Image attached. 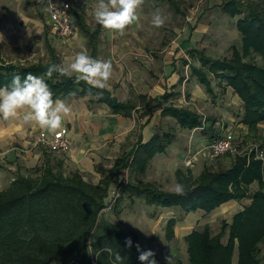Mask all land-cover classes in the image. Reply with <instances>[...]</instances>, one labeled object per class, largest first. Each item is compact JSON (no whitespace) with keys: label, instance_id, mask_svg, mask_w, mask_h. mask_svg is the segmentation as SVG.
<instances>
[{"label":"trees","instance_id":"16d2710c","mask_svg":"<svg viewBox=\"0 0 264 264\" xmlns=\"http://www.w3.org/2000/svg\"><path fill=\"white\" fill-rule=\"evenodd\" d=\"M158 1L167 3L174 14L183 16L175 2ZM221 6L227 15L236 18L241 46L234 47L230 57H204L195 52L203 67L193 65L191 72L208 95H216L213 76L225 95L232 94L241 102L239 114L248 126L247 138L259 139L262 150L264 131L260 132L258 125L264 122V0H223ZM79 26L82 30L86 28L82 19ZM83 33L89 44H96L98 33L89 34L88 30ZM254 57L261 61L257 62ZM50 64L53 63L31 66L1 63L0 86L9 84L15 74L23 78L31 72L46 80L54 98L70 94L95 96L98 101L108 103L114 113L128 116L131 106L119 103L108 90L90 88L83 82L77 84L74 78L56 73L49 78L46 72ZM170 96L166 92L156 99L153 107L159 103L164 105ZM163 114L177 119L180 128L192 130L202 126L200 113L188 107H165ZM214 122L211 120L212 125L205 127V132H212V139L218 136L211 127ZM171 137L170 133L155 134L147 143H140L134 158L136 167L144 170L154 155L166 151L173 140ZM45 152V159L33 169L34 174L18 175L7 188L0 190V264H112L114 257L104 251L105 247L113 253L120 252L123 264H141L136 248L137 243L140 245L137 234L100 218L114 197L112 186L118 185L120 174L129 165L127 155L117 159L112 169L100 171V181L91 184L78 171L66 175L63 162L52 152ZM225 156L231 157L229 161L205 167L197 177L190 169L177 170L174 174L177 182L186 190L183 196L163 190L155 183L121 182L114 207L126 197L142 199L150 207L179 208L185 212L203 210L209 214L229 200L248 197L250 186L257 183L250 204L233 215L231 222H222L217 233L212 234L206 226L186 234L184 240L186 264H232L236 251L239 264H262L258 253L259 245L264 242V159H258L254 151ZM175 225V219L170 218L165 230L169 241L175 237ZM128 237L133 241L131 248L125 246ZM176 264L183 262L177 259Z\"/></svg>","mask_w":264,"mask_h":264},{"label":"crops","instance_id":"0c3cea01","mask_svg":"<svg viewBox=\"0 0 264 264\" xmlns=\"http://www.w3.org/2000/svg\"><path fill=\"white\" fill-rule=\"evenodd\" d=\"M67 1L72 5L71 20L74 25V35L66 40H71V44L74 45L76 40L83 39L85 40V46L90 55L95 58L108 60L109 57L105 55V52L111 49L110 47L112 44L109 42L113 38H116L114 33L102 29L97 23L91 24L89 20L85 19V15L88 12V4L91 3V0ZM84 1L90 2L86 6L85 3H82ZM153 1L155 3V0ZM154 3L151 6L153 11L162 7L159 5V1ZM81 19L86 27L84 30L79 26V20ZM86 30H88L89 34L98 33L96 44H89L88 38L83 33ZM54 39L57 40V42L62 40L51 29V23L42 0H0V64L31 66L37 63H61L56 45L54 44L56 43ZM132 46L136 49L134 43ZM178 46L177 53L175 55L174 53L168 54L167 57L170 56V58L167 59L178 61V59L181 58L182 62L189 67L190 63H188V60H185L179 55L183 54L185 50L192 48V46L187 41H182ZM45 50L48 52L49 59L47 61L38 60L37 52H42V56H44ZM134 53L135 51L132 50L130 54ZM153 56L155 55L153 54ZM166 62L167 61H165V63ZM171 63H166L170 68L162 74V86L157 83L155 87L152 86L150 90L140 81V75L144 74L142 71H139L136 76L133 74L122 76L121 73L122 81L120 83L121 86H119V82L116 81L117 77H114L115 73L119 72L117 71L119 69L117 66H113V77L109 81L111 97L116 99L119 103H127L131 106V111L128 116L114 113L113 108H111L108 103L98 101L95 96H78L76 94H70L61 98L72 108L71 114L65 118L62 126V128L66 127L68 129V137L71 139L72 147L69 153L59 154L48 151L43 144H37L36 137L40 132H45L47 134L52 133L47 129H42L38 124L34 122L24 123L22 118L4 120L0 117V190L7 188L18 174H27L30 168L36 167L38 163L41 164L45 159V151H47L52 152L55 158L63 162L64 169L65 166L72 167L74 170L79 171L84 180H87L91 184L100 181V171L112 169L115 165V161L125 154L127 155L129 165L124 172L120 174L119 183L124 181L155 183L159 188L171 191L175 184L178 183L177 179L175 180L173 178V184L170 188L164 189L166 188L164 186H167V182L166 180H161L159 177L160 174L165 171L163 165L167 164V160L164 158H169L166 156L168 147L174 143L175 138L173 135L171 137L173 140L167 145L166 151L154 155L144 170H140L139 167L137 168L136 164H134V158L138 147L141 145L140 143H147L157 134L156 129L159 127L162 118L173 119L171 115L163 114L164 108L170 106L190 107V104H187L189 101L187 97L186 100H182V93L187 90V86L192 90L191 92L195 89L202 90V94L205 95H200V99L205 100L207 98L206 89H204L203 85L199 82L198 77L192 74L191 66L189 67L190 72L192 76H196L194 81L186 74L187 71L184 73L183 69L178 68V64L176 65L175 61ZM194 66L197 67L196 65ZM150 74L157 79L154 73L150 72ZM126 83L130 88L125 89ZM148 92L150 94H148ZM166 92L170 93V98L163 103L164 105L159 103V106L154 108L153 106H155L157 102L156 99L163 96ZM128 94L132 95L131 99ZM196 95L194 93L193 96L196 97ZM177 99L179 102H182L179 106L174 104ZM201 110L202 109H199L197 111L202 116ZM214 113L219 115L218 111H214ZM214 117L212 121L215 122L211 127L218 133H227L228 131L234 132L235 130L237 133V141H239V139H244L249 133L248 126L242 121V114ZM208 122H210L209 118L204 116L202 117V126L187 130L191 132L192 135L190 146H192L193 141H195V144H210L211 140L217 138L212 139V136H210L212 132H205V127ZM258 127L260 132H263L264 122H261ZM239 130L242 132L239 133ZM157 135L162 136L165 134ZM209 136L210 138H208ZM258 142L259 144L261 143L260 141ZM174 145L175 144L172 146ZM189 148L188 146V149ZM176 149L173 154L177 156L178 152ZM185 149L186 148H184L182 152L185 151ZM262 150H264V147ZM186 152L187 151L183 154ZM174 156L171 155L170 157ZM203 156H207L206 150ZM212 160L215 159L209 161ZM201 162L206 161L202 160ZM197 165L198 161L193 165H184L182 167H175L173 165L174 167H171L170 172L175 174L177 170L190 169L192 175L197 177L205 167V165H202V169H200ZM196 166L197 168L195 169ZM149 174H154L156 179L151 180L147 178ZM118 185L114 184L115 187H112V190L119 194L120 187H118ZM254 188H257V183L250 186V194L248 197L241 200H229L209 214H206L203 210H198L196 212L182 211L183 222H178L175 232L176 237L181 236V238H184L186 234L191 231H199L200 226H207L213 231L211 226L212 219L216 217L231 222L233 215L242 211L245 206L250 204L252 195L255 192H253ZM134 200L135 199L131 201ZM190 213H192V215L188 216ZM188 219L190 220L188 221ZM198 219L201 220L200 223ZM183 241L185 244L184 247H186L185 240L183 239ZM259 257L262 261L263 258L261 256ZM231 263L239 264L238 251L235 252Z\"/></svg>","mask_w":264,"mask_h":264},{"label":"rangeland","instance_id":"374dc122","mask_svg":"<svg viewBox=\"0 0 264 264\" xmlns=\"http://www.w3.org/2000/svg\"><path fill=\"white\" fill-rule=\"evenodd\" d=\"M170 1L176 3V7L183 14V16L181 14H174L168 4L162 5L160 2L159 5L162 7L153 11L151 6L154 1L144 0V4L139 9V21L130 25L123 35L114 33L116 38H113L109 42L112 46L110 47V51L105 52V55H108L109 59L113 62V66H117L119 69L117 70L119 72H116L114 76L117 77L116 81L119 82V86H121L120 83L122 81L121 73L122 76H127V74H133L136 76L139 71L144 73L143 75H140L141 83L145 84L149 90L152 86L155 87L157 83L162 86V74L170 68L166 63L170 64L173 61L176 62V65L178 64V68L183 69L184 73L187 71L186 74H188L194 81L196 76H192L189 67L193 65H196L199 68L203 67L201 65L202 62L198 60V55L196 56L195 52H197L196 54L204 55V57L213 56L222 58V56L230 57L234 47L240 48L241 34L239 29L236 27V18H231L226 14V12H224L221 6L223 0ZM89 2L84 1L82 3H85L87 6ZM156 2H158V0H155V3ZM95 3L96 0H91V3L88 4V12L85 15V19L89 20L91 24H96L93 16V5ZM157 12L165 17V23L162 27H155L152 24V17ZM182 41H187L192 46V48L185 50L183 54L179 55L185 60H188V63H190L189 67L182 62L181 58L178 59L179 62L177 60L167 59L170 58V56L167 57L168 54L174 53L175 55L177 53V49L179 48L178 45ZM55 42L56 43L54 44L56 45L57 53L61 62L70 60L76 52L81 50V48H85L88 51L85 46V40L83 39L76 40L74 45L71 44V40L62 39L60 42H57V40H55ZM133 43L136 49L132 46ZM132 50L135 51L134 54H130ZM46 52L44 56H42V52H37L38 60L47 61L49 59V55L48 52ZM153 54L155 56H153ZM254 58L257 62L261 61L257 57ZM165 61L167 62L165 63ZM171 64L174 65L173 63ZM203 70L207 71L206 68H203ZM150 72L154 73L159 80H157L154 76H151ZM211 78L213 88L215 89V97L206 94L207 98L205 100L200 99V95H205L202 94V90L195 89L191 92L192 90L189 86H187V90L182 93L183 101L186 100V97L187 100L189 99L187 104H190V107H186L192 109L193 111L202 109V116L200 118L202 119L204 116L209 118L210 122L207 123V127H210L211 120L215 118L214 116L236 115L239 114V112H242L241 102L238 101L236 97L232 96V94L225 95L221 85H219L216 81L217 79H213V76H211ZM126 88H130L127 83L125 84V89ZM194 93L195 95H199L194 97ZM148 94L150 93L148 92ZM128 95H130L131 99L132 95ZM180 103L182 102H179L177 99L174 104L179 106ZM214 111H218L219 115L215 114ZM187 130L188 129L182 127L180 128L177 123V119L172 118H162L159 123V127L156 129L157 134L170 133L175 138L173 143L175 145L172 146V144L168 147L166 157L169 158H164L167 160V164L163 165L165 171L160 174L159 177L161 180L163 179V181L166 180L167 182V186H164L166 187L164 189L170 188L173 184V178L176 180L174 174L170 172L173 165L175 167H182L184 165H193L196 161H198L197 166L202 169V165H205V167L218 166V164L225 163L226 161H229V158H231L230 156H225L209 161V158L203 156L204 150L209 144H195V141H193L192 146H190L192 135L191 132ZM238 132L241 133L242 131L239 130ZM225 133H217V138L221 135L223 136V134L225 135ZM235 135H237L236 132ZM210 136L208 138H210ZM258 140L259 139L252 140L246 136L244 139H239L237 142L240 148L243 149L250 148V146H254V144L259 145ZM188 146L190 147L189 149ZM184 148H186L185 151H187L185 154H183L185 151L182 152ZM175 149L178 152L177 156L173 154ZM171 155L175 156L170 157ZM202 160H205L206 162H201ZM37 165H40V163ZM34 168L35 167L30 168L27 174H22H34ZM76 171L77 170H74L70 166H65L64 169L66 175ZM147 178L151 180L156 179L154 174H149ZM112 187L115 186L113 185ZM254 191H256L255 188L253 189V192ZM113 193L114 197H111L110 200L108 199L109 206L102 212L100 218L122 226L125 231L135 232L140 239V246L142 249H152L156 252V260L158 264H168V261L165 259L167 256L173 257L172 264H176L177 259H180L183 264L187 263V251L186 247H184L185 244L183 243L184 238H181V236L176 237L174 233L175 237L169 241L165 236L166 226L170 218H174L176 221V225L174 227L175 232L178 222H183L182 210L178 208L167 209L161 207H150L146 205L142 199H135L134 201H131L126 197L125 200L122 201L117 208H115L114 201L119 194L116 191H113ZM190 215H192V213L188 216ZM189 220L190 219H188V221ZM212 220L211 226L213 231H211L212 234H215L220 230L222 222L225 220H222L219 217L213 218ZM198 222L200 223L201 220L198 219ZM203 227L204 226H200L199 230H202ZM260 247L259 256L263 258L261 262L264 264V242L260 245Z\"/></svg>","mask_w":264,"mask_h":264},{"label":"clouds","instance_id":"9594fccd","mask_svg":"<svg viewBox=\"0 0 264 264\" xmlns=\"http://www.w3.org/2000/svg\"><path fill=\"white\" fill-rule=\"evenodd\" d=\"M143 4L144 0H96L93 5L94 20L102 29L123 35L130 25L139 21V9ZM164 23L165 17L162 14L157 12L153 15L152 24L155 27H162ZM54 73L74 78L77 84L83 82L90 88L110 91L113 63L110 59L95 58L85 48H81L70 60L48 65L46 75L51 78ZM71 112V106L64 99L54 98L46 80L31 72L23 78L15 74L9 84L0 86V117L4 120L22 118L24 123L34 122L42 129L55 132L62 128L65 118ZM257 158L264 159V154H258ZM171 191L176 195H186L185 186L181 183L175 184ZM132 245L131 237L126 238L125 246L131 248ZM136 248L141 264H158L154 250L142 249L138 243ZM104 251L114 257L112 264H123L120 252L113 253L109 247H105ZM165 259L168 264H172V256Z\"/></svg>","mask_w":264,"mask_h":264},{"label":"built area","instance_id":"2783aa9c","mask_svg":"<svg viewBox=\"0 0 264 264\" xmlns=\"http://www.w3.org/2000/svg\"><path fill=\"white\" fill-rule=\"evenodd\" d=\"M42 2L54 33L63 40L72 37L74 35V25L71 20V3L67 0H42ZM36 138L37 144H43L48 151L59 154L71 152V139L68 137V129L66 127L49 134L40 132ZM205 150L206 157L210 160L224 157L228 154L240 156V154H245L248 151H254L256 157L258 154H263V150L256 144L254 146L251 145L250 148L241 149L237 142V136L232 131H228L225 135L214 139Z\"/></svg>","mask_w":264,"mask_h":264}]
</instances>
